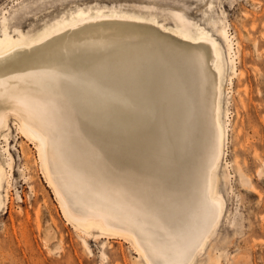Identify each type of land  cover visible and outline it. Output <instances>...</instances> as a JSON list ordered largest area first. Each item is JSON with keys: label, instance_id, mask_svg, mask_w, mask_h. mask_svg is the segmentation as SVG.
<instances>
[{"label": "bare ground", "instance_id": "obj_1", "mask_svg": "<svg viewBox=\"0 0 264 264\" xmlns=\"http://www.w3.org/2000/svg\"><path fill=\"white\" fill-rule=\"evenodd\" d=\"M69 13L40 34L9 30L6 22L0 34V133L10 129L8 115H17L18 130L34 142L45 180L83 246L82 253L72 246L58 264H202L197 258L224 211L220 183L229 185L231 179L229 172L218 173L229 124L223 108L226 66L236 74L227 24L209 22L216 37L172 11L175 28L160 24L159 29L198 43L172 48L150 26L99 22L159 24L155 18L100 6H78ZM145 43L161 44L170 56ZM84 130L100 140L112 161L86 151ZM5 150L0 205L11 201L15 173L14 155ZM22 152L27 157L24 146ZM234 169L239 185L258 193L236 160ZM26 170L27 162L21 175L36 200L40 184ZM159 172L176 187L174 194L161 191L164 187L154 190ZM257 174L264 175V160ZM110 177H124L126 191L109 183ZM21 197L28 202L27 192ZM42 202L50 212L45 197ZM34 218L48 254L65 256V235L55 217L50 213L45 225L38 203ZM114 236L128 240L136 256L129 260L122 248L110 251ZM88 241L101 244L99 261ZM218 257L209 251L205 264H220Z\"/></svg>", "mask_w": 264, "mask_h": 264}, {"label": "rangeland", "instance_id": "obj_2", "mask_svg": "<svg viewBox=\"0 0 264 264\" xmlns=\"http://www.w3.org/2000/svg\"><path fill=\"white\" fill-rule=\"evenodd\" d=\"M78 6H100L104 11L123 10L130 14L155 18L159 24L118 19L99 22L117 20L121 21L120 23L136 25L140 30L151 27L150 30L155 32L158 38L163 39L165 45L172 48H177L181 43L198 45V43L183 42L178 37L159 29L160 24L175 28L172 11L183 12L187 18L197 21L216 37V31L209 22L215 21L216 26H221L222 22L227 24L234 44L236 74L233 73L230 65L226 66L223 80V108L228 112L229 124L224 147L225 160L221 161L218 173L221 175L223 172H229L231 179L229 185H225L224 181L220 183L225 203L224 211L197 261L205 264L207 253L210 251L211 254L219 256L220 264H264V175L259 177L257 174L258 169L261 168V160H264V0H0V34L4 22L7 23L9 30L17 27L30 35L40 34L45 30L46 25L51 26L55 20L68 17L69 12ZM147 8H150V11ZM92 12L97 10L93 9ZM83 25L72 30H77ZM207 66L211 72L213 69L211 58L208 59ZM230 74L233 75L232 82H230ZM16 83L14 82V85H18V82ZM224 110L223 118H225ZM18 137L20 135L14 132L10 146L17 163L21 160L19 150L15 146ZM82 137L86 142L83 143L86 151L94 152V156L100 154L107 162L112 161V157L97 137L89 135L85 130ZM26 144L34 154V145L27 141ZM3 145L2 142L0 150ZM95 147L96 149H93ZM33 154L30 156L26 174L34 176L36 183L40 184L37 201L28 188L25 189L28 202L20 200L18 194L21 193L20 186L23 185L24 179L20 176L21 169L17 164L13 185L9 187L11 201L8 202L7 209H0V264H58L65 262L69 249L73 251L72 246L76 247L79 253L84 252L81 239L64 218L55 195L45 180L38 155ZM87 155L91 156L87 153L84 162H88ZM235 160L251 177L258 193L248 191L239 185L234 169ZM116 167H121V163L118 162ZM159 174L160 172L153 177L154 190L158 191L164 187L165 190L161 191L174 194L176 187L170 180L165 179L166 177L161 178ZM110 178H107L108 182L114 186L117 184L116 189L126 191L124 177L117 178L118 180L114 177V179ZM41 188H44V191ZM43 197L49 203L50 212L43 205ZM38 203L42 207L43 223L46 225V222H50L51 213L64 232L65 256L48 254L44 247L43 234L38 231L34 218ZM26 212H29V217ZM119 227L127 228L122 223H119ZM108 242L112 245L110 251L122 248L129 260L136 256L131 243L123 236H114ZM88 243L93 249L96 260L99 261L101 244L95 241ZM85 263L90 262L85 260Z\"/></svg>", "mask_w": 264, "mask_h": 264}, {"label": "flooded vegetation", "instance_id": "obj_3", "mask_svg": "<svg viewBox=\"0 0 264 264\" xmlns=\"http://www.w3.org/2000/svg\"><path fill=\"white\" fill-rule=\"evenodd\" d=\"M18 119V116L15 115V114H9L8 115V124L10 126V129L8 132L5 133V131L1 132L0 133V144L3 142L4 145L1 146V150H0V159L3 161V159H5L7 157V153H6V150L5 149H8V150H11L10 146H11V143L13 142V133L16 132L17 134L20 135V137H18V140L16 141L15 143V146L17 147V149L19 150V154L21 156V160L16 161L15 159V155L13 154L12 150H11V153L14 155V162H13V169H15V166L18 164V167L19 169L22 170L23 166H24V163L27 162V165H29V162H30V156L33 154L31 149L29 148V146L26 144V141L29 143V144H33L34 147H35V152H34V156L38 155V152L36 150V146L34 144V142H32L31 140H28L26 137H24L20 131L18 130V126L16 124V121ZM8 134V136L6 137L5 135ZM21 138V139H20ZM26 139V141L24 140ZM3 140V141H1ZM22 146H24L25 148V151L27 152V157H25L24 153L22 152ZM36 154V155H35ZM5 168L7 170H9V167L7 165H5ZM21 170H20V176L23 178V176L21 175ZM14 180V174H12L11 176V180ZM24 183H25V180H24ZM20 186V188L22 189L21 190V193L18 194L19 197H21V195L23 196L24 192H26V188L29 189L28 185L27 184H24ZM5 188H2L0 187V194L2 193H5ZM10 193V192H9ZM21 201H23L22 197L20 198ZM3 208L4 210L8 208V201L7 203L4 205H0V209Z\"/></svg>", "mask_w": 264, "mask_h": 264}, {"label": "water", "instance_id": "obj_4", "mask_svg": "<svg viewBox=\"0 0 264 264\" xmlns=\"http://www.w3.org/2000/svg\"><path fill=\"white\" fill-rule=\"evenodd\" d=\"M153 45V46H152ZM152 45L150 43H145V47H147L148 49L152 50V51H155V52H158V53H161V54H164L165 56L169 55V53L166 51V50H163L161 49L160 45L161 44H158V43H152ZM149 50V51H150ZM170 56V55H169ZM172 62V61H171ZM176 62V61H175Z\"/></svg>", "mask_w": 264, "mask_h": 264}]
</instances>
